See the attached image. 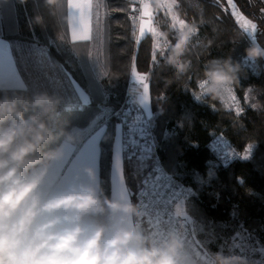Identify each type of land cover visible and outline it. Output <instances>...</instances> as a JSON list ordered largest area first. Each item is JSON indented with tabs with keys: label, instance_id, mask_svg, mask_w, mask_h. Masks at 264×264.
<instances>
[{
	"label": "trees",
	"instance_id": "16d2710c",
	"mask_svg": "<svg viewBox=\"0 0 264 264\" xmlns=\"http://www.w3.org/2000/svg\"><path fill=\"white\" fill-rule=\"evenodd\" d=\"M174 8L187 26L194 28L179 57L187 64L184 70L176 69L167 60L179 31L171 27L162 8H153V24L171 45L164 54H158L151 33L138 39L139 11H131L125 0H93L91 37L82 41H72L69 36L67 0H0V39L10 44L16 60L17 46L42 47L89 96V102L83 105L78 102L67 107L59 102L54 116L45 117L53 135L36 153L43 159L35 167L50 162L52 158L45 154L56 152L71 129H90L97 115L110 109L99 143L102 210L85 214L83 220L112 231L108 201L118 124L113 112L120 107L136 71V57L138 73L148 77L151 74V111L162 162L192 188L187 210L213 264H218L217 254L229 257L233 253H238L243 264H264V254L259 249L264 248V70L254 71L244 62L252 45L218 4L212 0H174ZM226 60L235 69L232 84L243 103L251 90L259 104L245 105L239 116L212 95L195 97L205 69L213 61ZM17 67L27 78L18 61ZM38 94L32 82L26 88H0V99L11 97L21 107ZM38 112L30 108L25 117ZM13 119L0 126L7 127ZM217 133H223L239 150L253 145L251 156L228 164L217 162L209 147ZM128 188L133 191L132 181ZM238 236L241 244L235 246Z\"/></svg>",
	"mask_w": 264,
	"mask_h": 264
},
{
	"label": "clouds",
	"instance_id": "9594fccd",
	"mask_svg": "<svg viewBox=\"0 0 264 264\" xmlns=\"http://www.w3.org/2000/svg\"><path fill=\"white\" fill-rule=\"evenodd\" d=\"M194 28L179 31L167 60L176 69L187 64L179 59L185 52ZM249 56L264 55L259 47L248 49ZM230 61H213L205 69L203 91L228 107L225 87L236 79ZM59 100L38 94L20 102L11 97L0 99V125L9 118L12 124L0 126V264H176V243L165 248L145 246L143 237L123 228L111 232L103 225H86L84 215L102 210L100 197L91 185H72L45 197L41 184L47 167L36 168L43 157L37 156L52 139L53 131L45 117L54 116ZM39 109L30 118L25 112ZM45 155L49 159L56 153ZM89 172L94 174L91 169ZM124 214L134 212L127 204L108 201ZM133 240L138 247L130 246ZM218 264H238L240 257L217 254Z\"/></svg>",
	"mask_w": 264,
	"mask_h": 264
},
{
	"label": "built area",
	"instance_id": "2783aa9c",
	"mask_svg": "<svg viewBox=\"0 0 264 264\" xmlns=\"http://www.w3.org/2000/svg\"><path fill=\"white\" fill-rule=\"evenodd\" d=\"M125 1L138 11L145 6L164 7L163 0ZM204 79V76L199 79L198 88L203 96H208L211 94L203 91ZM223 95L229 106L225 107L224 102L219 99L220 102L234 115L239 116L246 109L245 102L243 103L232 82L225 87ZM131 106L132 92H127L119 111L123 125L121 142L124 155L138 161L146 169L145 174L134 183L132 198L135 226L146 230L149 247L165 248L174 241L177 242L176 264H213V260L196 243L187 220L175 209L180 198L187 200L192 188L177 174L169 171L162 162L150 116ZM209 147L214 158L224 164L248 158L247 148H235L223 133L215 134Z\"/></svg>",
	"mask_w": 264,
	"mask_h": 264
},
{
	"label": "rangeland",
	"instance_id": "374dc122",
	"mask_svg": "<svg viewBox=\"0 0 264 264\" xmlns=\"http://www.w3.org/2000/svg\"><path fill=\"white\" fill-rule=\"evenodd\" d=\"M163 3H164V7L162 9L165 11V14L170 18L171 27L178 31L183 30V28L186 27L187 24L183 19H181L178 16L177 12L175 11L174 0H163ZM92 4H93V0H92ZM147 33H151L153 35V45H154L156 53L164 54V52H166V50L171 45V43L169 42L167 37H165L163 32L153 24L152 19H149L147 18V16L143 15L141 19L139 20L138 36L142 37ZM7 45H10V44H7ZM16 50L19 55L17 57V61L19 62L20 67H22L27 73V78H25L26 80L23 78L26 83V87L29 82H32L38 88L39 94L46 93L58 100L60 99L59 102L67 107L74 105L78 102L81 105H83L81 98L78 94V90L82 91L83 93L87 95L88 102H89V96L86 93V91L83 88H81L77 83L70 80L63 71H61L59 68L50 69L46 61L44 63L39 62L37 53L39 51H44L45 50L44 48L39 47L37 45L34 47L21 45V46H17ZM244 62L252 70L259 71L258 67L255 64L254 58L252 56H249V54L244 59ZM135 73H138V72L134 70L132 73V77H133V74ZM132 77L130 81L128 82V86L126 87L124 91L123 100H122L120 107L113 112V114L118 117L117 131L119 133L118 141L121 147L122 159H120V156L118 155L116 156V158L118 157V159H116L115 161V156H114V151H113V164L111 168V198H113V201H118L121 204L130 205L133 208V198H132L133 195H131L130 190L128 188V182L132 181V183L134 184L137 181V179L141 178L145 174L146 169L143 168L142 165L138 161L133 160V158H127L124 155V150H123V146L121 142L123 125L120 121L119 111L125 100V93L132 92V106L131 107L135 106V108L149 115L152 122H153V119H152V111H151V98L149 95L148 85H147V81L149 77L146 75L145 76L146 80L142 81L140 84H138L137 81H134L135 82L134 83L132 80ZM195 97L197 99H201L202 94L200 93V91L196 93ZM245 99H246L245 100L246 106L258 107L259 104L256 102L255 96L252 94L251 90H249L246 93ZM109 114H110V109H106V111H103L102 113L97 115L93 124H96V127L99 125L100 128H104L105 130L106 122L109 117L108 116ZM153 127H154V124H153ZM90 129H87V130H90ZM249 145L246 146L247 151H248V157L251 156L252 151H253V145L251 144ZM157 147H158V143H157ZM217 162L224 164L220 160ZM113 167L116 168L115 175L117 178H115V175L113 177V170H112ZM117 167H118V170H117ZM127 175H129V177H127ZM133 194H134V189H133ZM115 213L117 214L120 213L119 215L120 217L121 215L124 214L120 210H116V209H115ZM110 214H111V211H110ZM129 215L130 213H127V216ZM134 227L136 229L135 232L144 238L143 239V243L145 242L144 245L148 246L149 243H148V235L146 233V230L143 228L138 229L135 226V224H134ZM240 237L241 236H238L237 240L235 241V246H239L241 244V242H239L238 240L240 239ZM259 249L264 254V248H259ZM231 256L239 257L238 253H233V255ZM209 258L211 257L209 256ZM238 264H243V263L242 261H239Z\"/></svg>",
	"mask_w": 264,
	"mask_h": 264
},
{
	"label": "crops",
	"instance_id": "0c3cea01",
	"mask_svg": "<svg viewBox=\"0 0 264 264\" xmlns=\"http://www.w3.org/2000/svg\"><path fill=\"white\" fill-rule=\"evenodd\" d=\"M143 15L152 19L153 8L149 6L143 7L139 11V20ZM67 16L69 34L72 41L87 40L91 37L92 0H67ZM142 37L138 36V39ZM7 44L5 41L0 39V48L4 49V57L2 62H0V88H25L26 83L17 67V60L11 53L10 47ZM8 53L14 57L18 72L9 65L7 60ZM145 76L146 75L135 73L133 74L132 80L133 82L137 81V83L140 84L142 81L146 80ZM78 94L83 104L88 103V97L85 93L78 90ZM103 132L104 128H100L99 125L96 127V124H93L90 130L80 128H73L70 130L55 152L56 155L50 160V162L46 165L37 167H47L48 169L44 181L41 184V191L45 197L66 190L72 185L81 184L95 187L99 196V143ZM118 136L119 133L117 131L114 144L115 161L118 159V157L116 158L118 155L120 156V159H122ZM89 169H91L94 174L90 173ZM112 170L114 177L116 168L113 167ZM115 178H117L116 175ZM111 201H113V198H111ZM110 211L112 230L119 227L136 233V229L133 224V212H130L129 216H127V214H123L120 217V213H115V209L112 207H110ZM97 212L98 211H93L90 213ZM83 222L86 225H91L85 220H83ZM139 244L140 242L136 240L130 242V246L132 247H138Z\"/></svg>",
	"mask_w": 264,
	"mask_h": 264
},
{
	"label": "flooded vegetation",
	"instance_id": "af4514ba",
	"mask_svg": "<svg viewBox=\"0 0 264 264\" xmlns=\"http://www.w3.org/2000/svg\"><path fill=\"white\" fill-rule=\"evenodd\" d=\"M218 4L221 8H226V0H212ZM243 13L250 19L251 22L255 23V38L256 45L251 43L252 47H259L264 50V0H234ZM225 12V11H224ZM225 14H228L225 12ZM244 34V33H243ZM256 66L264 70V55L259 57H253Z\"/></svg>",
	"mask_w": 264,
	"mask_h": 264
},
{
	"label": "water",
	"instance_id": "95a60500",
	"mask_svg": "<svg viewBox=\"0 0 264 264\" xmlns=\"http://www.w3.org/2000/svg\"><path fill=\"white\" fill-rule=\"evenodd\" d=\"M227 6L231 9V17L235 16L236 21L240 23V27H238L244 35L247 37V39L256 45V38H255V27L253 22L250 21V19L243 13V11L239 8L237 3L234 0H226ZM131 195H133V191H130ZM175 209L178 212V214L190 225L192 235L196 241V243L207 253L206 248L201 244L199 241L194 228V218L193 216L188 212L187 210V202L184 198H180L176 204Z\"/></svg>",
	"mask_w": 264,
	"mask_h": 264
},
{
	"label": "snow or ice",
	"instance_id": "6c2138e0",
	"mask_svg": "<svg viewBox=\"0 0 264 264\" xmlns=\"http://www.w3.org/2000/svg\"><path fill=\"white\" fill-rule=\"evenodd\" d=\"M131 11L134 12L135 11V8H133ZM222 11H225L229 15H232L231 9L229 7L222 8ZM232 19H233V21H234V23L236 24L237 27H240L241 26L240 23L238 21H236V17L235 16H232ZM139 48H140V44L137 43L136 44V47H135L137 53L139 51ZM37 56L39 58V62L40 63H44L46 61L48 63V67L50 69L59 68L66 75L71 76V73H69L68 70L65 69L62 64H57L55 61L52 60V58L48 54L47 50L39 51L37 53ZM3 57H4V49L3 48H0V62H2ZM7 60H8L9 65L18 72V69H16L15 59H14V57L11 56L10 53L7 54ZM132 60H133V58L130 57V61H132ZM135 60H136V71L139 72L138 65H137V58L136 57H135ZM148 75H149V78H148V81H147V85H148V91H149V95H150V93H151V80H150V75L151 74L149 73ZM249 147H250V145H249ZM161 196H163V193L162 192H161Z\"/></svg>",
	"mask_w": 264,
	"mask_h": 264
}]
</instances>
